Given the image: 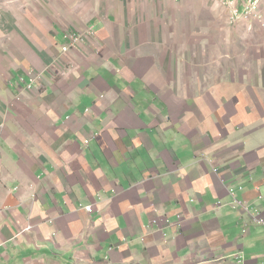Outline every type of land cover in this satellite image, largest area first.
<instances>
[{
	"label": "crops",
	"instance_id": "crops-1",
	"mask_svg": "<svg viewBox=\"0 0 264 264\" xmlns=\"http://www.w3.org/2000/svg\"><path fill=\"white\" fill-rule=\"evenodd\" d=\"M1 1L0 264H264V95L169 78L171 0Z\"/></svg>",
	"mask_w": 264,
	"mask_h": 264
},
{
	"label": "rangeland",
	"instance_id": "rangeland-1",
	"mask_svg": "<svg viewBox=\"0 0 264 264\" xmlns=\"http://www.w3.org/2000/svg\"><path fill=\"white\" fill-rule=\"evenodd\" d=\"M141 11L137 12V20L150 24V29L145 26L142 32L156 33L169 41L171 37L173 44L169 47L178 49V62L172 58L164 64L163 71L168 72L169 78L185 64L198 71L202 67L203 78L215 70V77L210 80L215 81V99L221 105L233 93L236 99L243 98L245 94L240 92L244 88L250 90L252 100L263 98L264 0H171L169 11L162 14L146 13L142 17ZM156 66L160 68L161 63L157 61ZM182 77L183 71L179 80L171 79V84L180 85ZM160 81L155 79L157 87ZM230 89L231 94L225 96L223 92ZM235 207L234 210L239 206Z\"/></svg>",
	"mask_w": 264,
	"mask_h": 264
},
{
	"label": "built area",
	"instance_id": "built-area-1",
	"mask_svg": "<svg viewBox=\"0 0 264 264\" xmlns=\"http://www.w3.org/2000/svg\"><path fill=\"white\" fill-rule=\"evenodd\" d=\"M68 35H71V34H68ZM231 196H232V197L234 198V200H235V192H231ZM261 196H262V198H264V187H263V189H262ZM233 203H234V204H233V208H236L235 205H237V206H239V207H238L236 210H243L247 215H250L249 210L243 208L242 205H241L239 202L234 201ZM92 209H93V206H87V207L85 208V210H86L87 212H89V213L92 212ZM252 223H253L254 225H256V226L264 227V218H261V217L259 216V217L255 218V219H253V222H252ZM244 234H246V232H244Z\"/></svg>",
	"mask_w": 264,
	"mask_h": 264
},
{
	"label": "bare ground",
	"instance_id": "bare-ground-1",
	"mask_svg": "<svg viewBox=\"0 0 264 264\" xmlns=\"http://www.w3.org/2000/svg\"><path fill=\"white\" fill-rule=\"evenodd\" d=\"M94 34V33H93ZM92 34V35H93ZM81 35L78 34H72V35H68L66 36V39L68 40V44L63 48V52H68L69 49L71 48L72 44H77L81 41Z\"/></svg>",
	"mask_w": 264,
	"mask_h": 264
}]
</instances>
